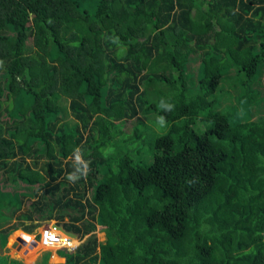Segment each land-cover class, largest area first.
<instances>
[{
    "label": "trees",
    "instance_id": "trees-1",
    "mask_svg": "<svg viewBox=\"0 0 264 264\" xmlns=\"http://www.w3.org/2000/svg\"><path fill=\"white\" fill-rule=\"evenodd\" d=\"M0 62L2 246L55 220L59 264H264V0H0Z\"/></svg>",
    "mask_w": 264,
    "mask_h": 264
},
{
    "label": "rangeland",
    "instance_id": "rangeland-1",
    "mask_svg": "<svg viewBox=\"0 0 264 264\" xmlns=\"http://www.w3.org/2000/svg\"><path fill=\"white\" fill-rule=\"evenodd\" d=\"M1 79H3V78L1 77ZM263 91H264V88H263ZM132 122H133V120L127 121L125 123V126L123 128V131H125V133H130L132 131V125H133ZM122 146H123V144L121 146L118 145L119 148H121ZM110 149H117V148L115 146H112V147L106 149V151H108ZM91 192H92V190L90 189L88 191V196H90ZM31 201H32V199H30L29 197L25 198L24 199V205L22 207L23 210L21 209L22 211L20 213H17L15 216V219L10 221L8 224L13 225L14 222L16 223V222H18V220H21L25 223L27 220L24 219L22 214L27 211ZM54 221L55 220L43 221L42 224L39 227H37V232H40L45 224H52ZM2 225L4 227H7L5 225V223H3ZM103 226H105V225H101V224L96 225V231L95 232H96L98 241H104L105 240V233L103 230ZM11 228H12V226L9 229H11ZM57 230H59V229H57ZM8 233H9V231H8ZM35 234L36 233H27L24 230H22V228H17L16 230L12 231L11 234L8 235V237L6 239V243L4 246H2V241L0 240V264H43L45 258H47V254H48V259H49L48 261L53 262V263H62L63 258L60 255H63L65 253V251L64 250H54L53 247L47 248L46 246H44L42 244V242H40V239L38 240L37 238H33ZM26 235H29L28 236L29 238L27 239L28 243L23 245L22 248L19 251H17V248L20 246V243H18V245L14 246V247H13L12 243L17 242L19 237H26ZM32 239H35L36 243L32 244L30 242ZM28 248H31L30 251H33V252H31L29 254L27 252ZM34 248H35V250H34ZM39 253H40V255H39ZM52 254L53 255L56 254L58 256L57 260L54 261V259H53L54 257L53 256H52L53 258L51 257ZM36 258H37V260H36ZM17 261H20L21 263H19Z\"/></svg>",
    "mask_w": 264,
    "mask_h": 264
},
{
    "label": "clouds",
    "instance_id": "clouds-1",
    "mask_svg": "<svg viewBox=\"0 0 264 264\" xmlns=\"http://www.w3.org/2000/svg\"><path fill=\"white\" fill-rule=\"evenodd\" d=\"M117 42H118V38H113V43H117ZM0 64H2V62H0ZM159 107L165 112H171L174 109L173 104L168 103L163 99H161ZM156 123L159 126V128H161V129L167 127V121H166V118L164 116L157 117ZM105 155H107V154H105ZM73 156H74V169L75 170H74V172H72L71 174L68 175L67 179H68V181L75 183L77 180L87 177V175L90 171V167H89V162L83 159V153H82V149L80 147H77L74 149ZM45 225H47V224H45ZM36 237L37 236L34 235V238H36ZM38 240H39V238H38Z\"/></svg>",
    "mask_w": 264,
    "mask_h": 264
},
{
    "label": "built area",
    "instance_id": "built-area-1",
    "mask_svg": "<svg viewBox=\"0 0 264 264\" xmlns=\"http://www.w3.org/2000/svg\"><path fill=\"white\" fill-rule=\"evenodd\" d=\"M39 239L44 246L53 247L54 250H59L63 248L73 249L82 241V239H78L76 237L73 238L64 232L57 230L50 224L43 226L42 230L39 232ZM43 264L59 263L47 261Z\"/></svg>",
    "mask_w": 264,
    "mask_h": 264
},
{
    "label": "water",
    "instance_id": "water-1",
    "mask_svg": "<svg viewBox=\"0 0 264 264\" xmlns=\"http://www.w3.org/2000/svg\"><path fill=\"white\" fill-rule=\"evenodd\" d=\"M52 226L55 227L56 229H59L60 231H62L64 233L68 234L69 236H71L73 238L76 237V234L75 233H73L71 231H66L65 229H63V227L61 225L56 224L55 221L52 223ZM28 236L29 235H26V237H23V238L22 237L21 238L20 237L18 238L19 241H20V246L17 248V251H19L22 248V246L27 243V239L29 238ZM30 242L32 244L36 243V241L34 239H32Z\"/></svg>",
    "mask_w": 264,
    "mask_h": 264
},
{
    "label": "crops",
    "instance_id": "crops-1",
    "mask_svg": "<svg viewBox=\"0 0 264 264\" xmlns=\"http://www.w3.org/2000/svg\"><path fill=\"white\" fill-rule=\"evenodd\" d=\"M55 222H56V221H55ZM50 225H51V224H50ZM38 233H39V232H38ZM20 238H21V237H20ZM22 238H23V237H22ZM33 238H34V237H33ZM18 243H20L19 239H18L17 242L12 243L13 247H14V246H17ZM27 243H28V242H27ZM35 248H36V247H35ZM35 248H34V250H35ZM48 248H49V247H48ZM53 251H54V250H53ZM27 252L30 254V253L33 252V251H30V248H29V249H27ZM39 255H40V253H39ZM39 255H38V256H39ZM38 256H37V257H38ZM52 256H53L54 258H53ZM31 257H32V256H31ZM51 257H52V258L54 259V261H55V260H57V257H58V256H57L56 254H54V255L52 254ZM32 258H33V257H32ZM62 258H63V257H62ZM33 260H34V259H33ZM36 260H37V258H36ZM48 260H49V259L47 258V261H48ZM63 261H64V258H63ZM15 262H16V261H15ZM17 262L21 263L20 261H17Z\"/></svg>",
    "mask_w": 264,
    "mask_h": 264
},
{
    "label": "bare ground",
    "instance_id": "bare-ground-1",
    "mask_svg": "<svg viewBox=\"0 0 264 264\" xmlns=\"http://www.w3.org/2000/svg\"><path fill=\"white\" fill-rule=\"evenodd\" d=\"M47 247V246H46ZM48 248V247H47Z\"/></svg>",
    "mask_w": 264,
    "mask_h": 264
}]
</instances>
